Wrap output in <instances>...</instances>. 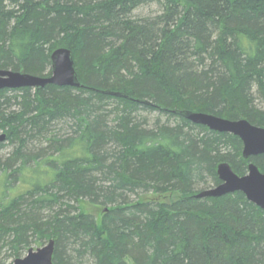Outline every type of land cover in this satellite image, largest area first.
Segmentation results:
<instances>
[{
	"label": "trees",
	"instance_id": "16d2710c",
	"mask_svg": "<svg viewBox=\"0 0 264 264\" xmlns=\"http://www.w3.org/2000/svg\"><path fill=\"white\" fill-rule=\"evenodd\" d=\"M152 3L160 14H135ZM59 47L82 87L0 89L13 256L54 239V264H264L262 208L195 196L221 183L219 163L264 172V154L176 112L264 127V0H0V69L50 76Z\"/></svg>",
	"mask_w": 264,
	"mask_h": 264
},
{
	"label": "water",
	"instance_id": "95a60500",
	"mask_svg": "<svg viewBox=\"0 0 264 264\" xmlns=\"http://www.w3.org/2000/svg\"><path fill=\"white\" fill-rule=\"evenodd\" d=\"M50 76H39L10 69H0V89L44 88L47 84L57 86L82 87L75 69L73 52L67 47L56 48L51 54ZM119 95V93H116ZM191 122L207 126L211 130L227 132L238 136L243 143L242 155L245 159L264 154V127L247 119L231 120L205 112L189 110L176 111ZM6 137L0 135V141ZM221 183L198 192L196 197H219L236 191L243 192L247 199L264 210V172L254 162H249L248 171L238 175L228 162H221L217 168ZM107 208H105V211ZM55 240L34 250L29 248L24 257L16 258L12 264H54Z\"/></svg>",
	"mask_w": 264,
	"mask_h": 264
},
{
	"label": "rangeland",
	"instance_id": "374dc122",
	"mask_svg": "<svg viewBox=\"0 0 264 264\" xmlns=\"http://www.w3.org/2000/svg\"><path fill=\"white\" fill-rule=\"evenodd\" d=\"M160 13H161V7H160V5H158L156 3H152L149 5L147 4L145 6L140 7L137 11H135V14L137 16H139V15L140 16H155V15L160 14ZM13 93L14 92H12V91L8 92V94H10V95H12ZM144 114L147 115V117H149L148 119L153 124V121L156 118V114H154V113H151V114L144 113ZM161 119H162V121L165 120L164 117H161ZM2 133H4L3 130L0 131V135ZM0 143H2V146L0 147V165H2V163H4L5 160L8 159L9 156L12 155V153L14 151V143H11L10 141H7L6 139L3 141H0ZM33 144L36 145L35 143H33ZM32 147L33 146H31V148ZM16 186H17V184H16ZM19 186H22V185H19ZM212 187H214V186H212ZM147 196H149V195H147ZM149 197L154 198L156 196L151 195ZM174 197H176V194H169V195L167 194L164 197H160V199L170 200ZM102 209H103L102 206H96V205H91V204H85V206H84V210L86 212L87 211L92 212L97 216L98 215L100 216ZM48 212H52V210H50ZM4 243H5L4 240H2L0 242V264H12L13 261L16 259V257L13 256V252H12L13 250L10 249V246L7 244H4ZM46 243H48V240L45 242H42L41 244H37L34 242L30 248H33L34 250H36L37 248L42 247ZM28 250H29V248L26 250H22L21 256H19V257L22 258V257L26 256L28 253ZM127 262H128V264H133L129 258L127 259Z\"/></svg>",
	"mask_w": 264,
	"mask_h": 264
}]
</instances>
